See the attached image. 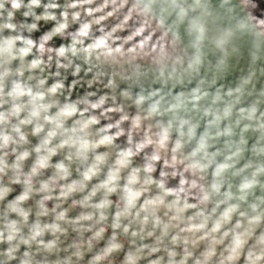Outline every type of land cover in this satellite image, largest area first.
I'll return each instance as SVG.
<instances>
[{
	"label": "clouds",
	"instance_id": "9594fccd",
	"mask_svg": "<svg viewBox=\"0 0 264 264\" xmlns=\"http://www.w3.org/2000/svg\"><path fill=\"white\" fill-rule=\"evenodd\" d=\"M0 264H264V0H0Z\"/></svg>",
	"mask_w": 264,
	"mask_h": 264
}]
</instances>
